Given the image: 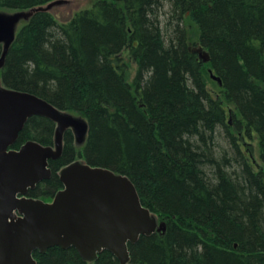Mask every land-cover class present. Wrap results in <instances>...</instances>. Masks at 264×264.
Instances as JSON below:
<instances>
[{
  "label": "trees",
  "instance_id": "1",
  "mask_svg": "<svg viewBox=\"0 0 264 264\" xmlns=\"http://www.w3.org/2000/svg\"><path fill=\"white\" fill-rule=\"evenodd\" d=\"M52 1L0 0V10ZM187 20L223 99L207 89ZM125 51L136 67L131 83ZM0 77L88 126L83 145L64 132L50 177L27 198L50 201L62 189L59 171L81 160L126 176L141 205L165 223L164 232L128 244V264H264V0H94L63 22L37 12L17 30ZM54 131L53 121L32 116L13 148L51 147ZM33 257L120 264L107 251L85 262L73 248Z\"/></svg>",
  "mask_w": 264,
  "mask_h": 264
},
{
  "label": "water",
  "instance_id": "2",
  "mask_svg": "<svg viewBox=\"0 0 264 264\" xmlns=\"http://www.w3.org/2000/svg\"><path fill=\"white\" fill-rule=\"evenodd\" d=\"M65 6L72 7V1L55 0L14 14L0 12V70L15 40L16 24L34 13H52ZM209 74L218 86L222 85L212 70ZM32 116L54 122L53 146L28 141L13 149L26 120ZM87 129L85 119L0 84V264H36L33 253H45L53 247L73 248L85 262H93L100 252L107 251L120 264H128V244L140 236L164 232L165 223L157 224L141 205L126 176L80 160L59 171L62 189L51 202L25 196L50 177L48 164L61 155L64 132L71 130L75 143L81 145Z\"/></svg>",
  "mask_w": 264,
  "mask_h": 264
},
{
  "label": "rangeland",
  "instance_id": "3",
  "mask_svg": "<svg viewBox=\"0 0 264 264\" xmlns=\"http://www.w3.org/2000/svg\"><path fill=\"white\" fill-rule=\"evenodd\" d=\"M70 1H72V7L69 8L70 10L66 8L65 6V7L55 8L54 11L52 12L58 21L63 22V20L70 18L76 12H79L83 9L90 7V5L94 2V0H70ZM0 12L6 13V14H14L19 11H14V10H2L1 11L0 10ZM22 25L23 23L16 24L15 32H17V30L21 28ZM186 26L188 30V35L190 37L191 47H193L194 51L197 54V57L204 63V67H205L204 69L206 71L204 78L206 80L207 89L211 92L213 96L217 98H222L223 96L221 94L220 86H218V84L210 78V74H209L210 68L206 64L207 63V52L205 51V49H203L201 46L198 45L199 33L197 31V27L190 20H187ZM204 58L206 59V61H204ZM123 59L127 67L126 78H127L128 83H131L136 67L133 61L127 55V51L124 52ZM0 84H1V80H0ZM68 114L73 115L78 118H82L75 113H68ZM230 121H231V118H228V122ZM250 143H251L250 144L251 145V155H252L253 161L256 164L260 165L257 141L253 139ZM159 223L160 222L157 221V224Z\"/></svg>",
  "mask_w": 264,
  "mask_h": 264
},
{
  "label": "flooded vegetation",
  "instance_id": "4",
  "mask_svg": "<svg viewBox=\"0 0 264 264\" xmlns=\"http://www.w3.org/2000/svg\"><path fill=\"white\" fill-rule=\"evenodd\" d=\"M16 144V143H15ZM15 144L12 146V147H14L15 146Z\"/></svg>",
  "mask_w": 264,
  "mask_h": 264
}]
</instances>
